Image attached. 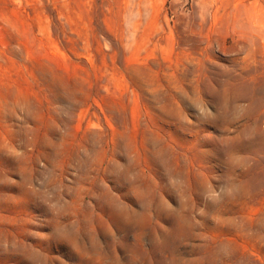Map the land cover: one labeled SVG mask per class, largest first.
Returning <instances> with one entry per match:
<instances>
[{
  "label": "rangeland",
  "instance_id": "1",
  "mask_svg": "<svg viewBox=\"0 0 264 264\" xmlns=\"http://www.w3.org/2000/svg\"><path fill=\"white\" fill-rule=\"evenodd\" d=\"M0 264H264V0H0Z\"/></svg>",
  "mask_w": 264,
  "mask_h": 264
}]
</instances>
